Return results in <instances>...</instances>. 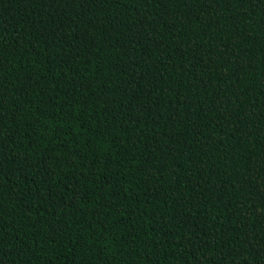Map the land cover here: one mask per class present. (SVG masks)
Instances as JSON below:
<instances>
[{
  "label": "trees",
  "instance_id": "obj_1",
  "mask_svg": "<svg viewBox=\"0 0 264 264\" xmlns=\"http://www.w3.org/2000/svg\"><path fill=\"white\" fill-rule=\"evenodd\" d=\"M0 264H264V0H0Z\"/></svg>",
  "mask_w": 264,
  "mask_h": 264
}]
</instances>
